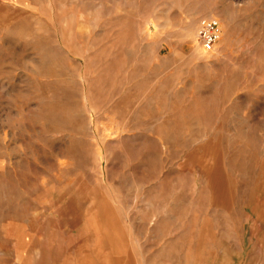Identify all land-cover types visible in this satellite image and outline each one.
I'll return each mask as SVG.
<instances>
[{"label":"rangeland","instance_id":"374dc122","mask_svg":"<svg viewBox=\"0 0 264 264\" xmlns=\"http://www.w3.org/2000/svg\"><path fill=\"white\" fill-rule=\"evenodd\" d=\"M46 263L264 264V0H0V264Z\"/></svg>","mask_w":264,"mask_h":264},{"label":"built area","instance_id":"2783aa9c","mask_svg":"<svg viewBox=\"0 0 264 264\" xmlns=\"http://www.w3.org/2000/svg\"><path fill=\"white\" fill-rule=\"evenodd\" d=\"M220 23L215 18L202 19L197 29V39L206 51L213 48L219 39Z\"/></svg>","mask_w":264,"mask_h":264},{"label":"bare ground","instance_id":"6f19581e","mask_svg":"<svg viewBox=\"0 0 264 264\" xmlns=\"http://www.w3.org/2000/svg\"><path fill=\"white\" fill-rule=\"evenodd\" d=\"M221 29V28H220ZM222 40V39H221ZM202 47V46H201ZM206 51V50H205ZM31 238V237H30ZM54 248V247H53ZM24 257V256H23ZM47 264V263H46Z\"/></svg>","mask_w":264,"mask_h":264}]
</instances>
